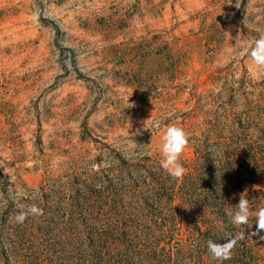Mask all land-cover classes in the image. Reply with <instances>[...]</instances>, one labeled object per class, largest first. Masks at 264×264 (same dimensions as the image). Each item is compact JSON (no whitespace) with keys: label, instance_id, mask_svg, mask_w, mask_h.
<instances>
[{"label":"rangeland","instance_id":"1","mask_svg":"<svg viewBox=\"0 0 264 264\" xmlns=\"http://www.w3.org/2000/svg\"><path fill=\"white\" fill-rule=\"evenodd\" d=\"M261 34L264 0H0V210L7 189L17 202L119 156L160 165L168 125L189 134L184 167L264 126Z\"/></svg>","mask_w":264,"mask_h":264},{"label":"trees","instance_id":"2","mask_svg":"<svg viewBox=\"0 0 264 264\" xmlns=\"http://www.w3.org/2000/svg\"><path fill=\"white\" fill-rule=\"evenodd\" d=\"M251 118L247 133L243 127L199 147L179 180L161 165L140 166L119 156L114 171L50 182L21 201L11 200L7 189L0 264H68L71 256L82 264H264V230L252 234L255 217L244 228L231 222L241 193L253 212L264 207V191L256 190L264 182V126ZM138 166L145 168L143 176ZM32 204L43 215L18 223L17 214ZM238 232L245 238L231 259L215 260L207 241L222 243Z\"/></svg>","mask_w":264,"mask_h":264},{"label":"clouds","instance_id":"3","mask_svg":"<svg viewBox=\"0 0 264 264\" xmlns=\"http://www.w3.org/2000/svg\"><path fill=\"white\" fill-rule=\"evenodd\" d=\"M250 59L252 65L257 68L264 69V34L253 41V46L250 51ZM156 127H159L157 122ZM189 144V134L183 127L172 124L168 125L162 136V159L161 167L168 172L174 179H182L186 174L185 167L180 163V157L185 148ZM234 213L231 216L233 225L243 227L248 225L250 218L255 217L256 231L253 235H259L264 230V207L258 208L255 212L250 209L249 199L244 193L240 194L239 202L234 206ZM29 215L41 216L43 209L35 204L29 205L25 210L17 214V222L23 223ZM244 228V227H243ZM245 238V232H238L235 236L228 237L224 242H216L211 239L207 241L208 252L218 261L230 260L233 249L238 241ZM264 239V236L261 237Z\"/></svg>","mask_w":264,"mask_h":264}]
</instances>
